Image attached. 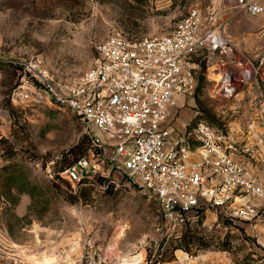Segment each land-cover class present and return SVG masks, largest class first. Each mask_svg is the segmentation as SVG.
Returning <instances> with one entry per match:
<instances>
[{
	"label": "rangeland",
	"instance_id": "obj_1",
	"mask_svg": "<svg viewBox=\"0 0 264 264\" xmlns=\"http://www.w3.org/2000/svg\"><path fill=\"white\" fill-rule=\"evenodd\" d=\"M193 8L211 27L228 31L264 18L248 16L238 0H0V264H75L89 243L109 249L112 264H264L262 201L252 200L261 210L250 221L203 206L174 227L156 199L125 185L119 174V186L107 190L60 176L78 158L98 152L94 136L70 110L11 99L19 84L13 62L24 68L41 61L59 83H72L92 68L96 47L108 37L167 35ZM235 50L249 63L244 69L259 65L262 50L255 57ZM191 62L198 88L170 120L180 133L198 122L225 131L250 118L245 108L264 110V75L227 99L214 94L218 77L207 53ZM179 118L186 119L182 129ZM185 240L193 253L201 244L210 248L196 256L179 250L188 255L181 262L172 249Z\"/></svg>",
	"mask_w": 264,
	"mask_h": 264
},
{
	"label": "built area",
	"instance_id": "obj_2",
	"mask_svg": "<svg viewBox=\"0 0 264 264\" xmlns=\"http://www.w3.org/2000/svg\"><path fill=\"white\" fill-rule=\"evenodd\" d=\"M238 5L250 17L264 14L262 0H238ZM202 51L218 77L215 95L230 97L264 75V50L257 67L244 69L249 63L239 59L223 26L211 27L193 8L167 35L108 37L96 47L92 68L72 83H59L41 61L24 68L13 62L19 84L11 99L70 110L94 136L98 152L60 172L73 185L107 190L119 186V174L125 185L156 199L174 227L186 224L203 206L227 207L250 221L260 210L252 200L264 207V178L249 176L233 156L235 149L209 125L198 122L189 133H180L170 121L181 101L196 93L191 59ZM103 180L108 183L99 184ZM75 264H112L109 249L89 243Z\"/></svg>",
	"mask_w": 264,
	"mask_h": 264
},
{
	"label": "crops",
	"instance_id": "obj_3",
	"mask_svg": "<svg viewBox=\"0 0 264 264\" xmlns=\"http://www.w3.org/2000/svg\"><path fill=\"white\" fill-rule=\"evenodd\" d=\"M244 12L246 13V11ZM244 12L241 15L238 14V18L243 17ZM223 35L239 52H246L255 57L262 50V55L264 46L262 49H260V46L264 42V18H261L255 26L239 27L233 31L223 30ZM181 104L180 109L183 110L184 101H181ZM181 113L183 115L185 110ZM187 115L185 113L184 117ZM244 115L246 118L247 116L250 118L227 126L225 131L214 130L223 136L225 145L235 149L233 156L246 166L248 175L262 179L264 178V110L245 108ZM188 117L190 116L188 115ZM185 122L186 119L181 120L179 118L176 125L179 129H182V126H185ZM257 206L259 207V205ZM219 209L231 211L227 207H219ZM187 257L188 255L183 251L178 250L175 252V258L181 262L186 261Z\"/></svg>",
	"mask_w": 264,
	"mask_h": 264
},
{
	"label": "trees",
	"instance_id": "obj_4",
	"mask_svg": "<svg viewBox=\"0 0 264 264\" xmlns=\"http://www.w3.org/2000/svg\"><path fill=\"white\" fill-rule=\"evenodd\" d=\"M190 245V241L185 240L184 243L182 244H177L176 246L173 247V252L177 251V250H184L185 252L189 253L192 256H196L197 253L200 250H207L210 248L209 244H201L200 246L197 247V250L193 253L192 249L189 247Z\"/></svg>",
	"mask_w": 264,
	"mask_h": 264
},
{
	"label": "water",
	"instance_id": "obj_5",
	"mask_svg": "<svg viewBox=\"0 0 264 264\" xmlns=\"http://www.w3.org/2000/svg\"><path fill=\"white\" fill-rule=\"evenodd\" d=\"M239 93V88H237L235 91H234V93L230 96V97H227V96H225V95H221V96H223L224 98H230V99H233L237 94ZM219 96V95H218Z\"/></svg>",
	"mask_w": 264,
	"mask_h": 264
}]
</instances>
